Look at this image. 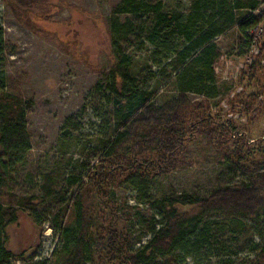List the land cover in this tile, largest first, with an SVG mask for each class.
Returning a JSON list of instances; mask_svg holds the SVG:
<instances>
[{"label":"rangeland","instance_id":"rangeland-1","mask_svg":"<svg viewBox=\"0 0 264 264\" xmlns=\"http://www.w3.org/2000/svg\"><path fill=\"white\" fill-rule=\"evenodd\" d=\"M257 1L254 10L235 11L238 20L250 15L258 19L246 36L234 25L213 40L220 53L213 65L215 94L205 98L187 93L192 105L203 104L204 113L211 117L208 123L233 129L231 141H247L254 147L264 145V0ZM121 2L0 0L3 91L29 103L26 120L31 149L12 170L15 187L11 193L34 199L33 208L15 205L16 221L0 233L5 248L13 253V264L43 260L51 264L59 259L62 225L53 218L63 210L64 221H72L73 196L78 192L93 216L95 236L106 242L122 235L130 242L129 252L135 253L152 238L153 227L164 222L156 201L184 192L207 194L227 171L202 134L188 141L185 157L192 163L184 168L154 174L145 170L147 164L141 166L142 157L137 160L141 170H134L135 163L129 168L121 165L122 169H111L108 162L103 166V145L114 128L106 81L116 60L118 34L112 29V19L130 18L136 27L150 20L148 14L139 18L116 13ZM161 2L165 11L188 13L192 0ZM138 31L121 37L122 50L131 57V73L139 88L147 92L151 103L161 106L179 95L177 72L165 53L153 55L154 47ZM178 41L183 43V38ZM109 169L113 174L98 180L97 173ZM133 171H138L135 176ZM48 176L52 194L47 197ZM227 177L235 184L247 180L240 171ZM221 221L219 215L203 220L211 255L201 257L200 264H255L264 247V216L258 223L245 220L243 230L236 233L222 227ZM104 251L97 264L108 262V250ZM180 255L176 251L159 257L156 264H196L192 257L182 261Z\"/></svg>","mask_w":264,"mask_h":264},{"label":"trees","instance_id":"trees-1","mask_svg":"<svg viewBox=\"0 0 264 264\" xmlns=\"http://www.w3.org/2000/svg\"><path fill=\"white\" fill-rule=\"evenodd\" d=\"M257 2L192 0L188 13L165 11L161 0H122L117 6L115 12L118 14L127 13L139 18L148 14L150 20L146 25L136 27L130 18L123 21L118 17L112 19V29L118 34L114 41L116 60L106 75V81L114 128L111 137L104 142L102 164L108 162L111 169H122L121 165L128 167L135 163L134 170H141V166L147 164V171L168 173L192 163L185 157L188 141L202 134L207 145L216 151V157L224 160L227 171L220 174L221 181L207 194L184 192L156 201L155 206L164 222L153 227L152 238L135 253L129 252L130 242L122 235L106 242L95 236L94 229H91L95 226L93 216L88 211L90 209L83 206L78 192L73 196L72 221H64L63 210L53 218L62 225V247L59 259L51 264H97L106 249L108 254L105 256L110 257L106 264H156L157 258L176 251H180L182 261L192 257L196 264H200L201 257L206 259L211 255L204 218L219 215L223 218L222 227L236 233L243 230L245 220L258 223L264 216V145L254 147L247 141H231L233 129L229 130L220 123H208L211 117L204 113L203 104L195 107L187 97L190 91L205 98L215 94L213 65L220 53L213 40L234 25L241 36H246L258 19L250 15L238 20L235 11L254 10ZM137 31L154 47L153 55L165 53L177 72L179 95L161 106L151 103L147 92L139 88L131 73V57L122 50L121 37ZM179 38H183V43H179ZM3 53L4 37L0 27V61ZM5 83V73L0 71V233L8 223L16 221L15 205L34 207L33 197L11 193L15 187L12 170L25 161L31 149L26 120L29 103L3 91ZM230 142L234 146H230ZM139 157L144 160L141 166L137 164ZM111 169L104 170V174L97 173L98 180H104L109 172L113 174ZM138 171L131 175L135 176ZM239 171L247 180L232 183V178L227 175ZM51 183V176H48L44 187L47 197L52 194ZM12 258L13 253L5 248L0 237V264H13ZM32 264L48 262L43 260ZM255 264H264V247L259 249Z\"/></svg>","mask_w":264,"mask_h":264}]
</instances>
